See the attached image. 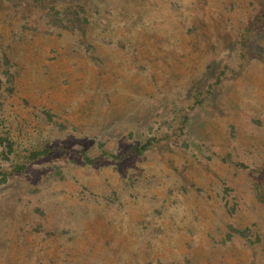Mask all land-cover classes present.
Instances as JSON below:
<instances>
[{
  "label": "rangeland",
  "instance_id": "374dc122",
  "mask_svg": "<svg viewBox=\"0 0 264 264\" xmlns=\"http://www.w3.org/2000/svg\"><path fill=\"white\" fill-rule=\"evenodd\" d=\"M0 264H264V0H0Z\"/></svg>",
  "mask_w": 264,
  "mask_h": 264
},
{
  "label": "trees",
  "instance_id": "16d2710c",
  "mask_svg": "<svg viewBox=\"0 0 264 264\" xmlns=\"http://www.w3.org/2000/svg\"><path fill=\"white\" fill-rule=\"evenodd\" d=\"M50 20L52 23H54L56 26H59L61 28L70 30V31H78L81 33V35L86 34V25L88 23V18L85 15V9L80 5H68L66 7L60 8V9H54L51 14H49ZM9 148L12 149L13 144L8 143ZM147 145L143 144L141 146L134 145L131 147L135 150L136 153L142 154L144 151L147 150ZM42 151H33L31 152L29 159L33 160L35 158H38ZM27 167V165L24 164H18L17 168L20 170H23Z\"/></svg>",
  "mask_w": 264,
  "mask_h": 264
}]
</instances>
